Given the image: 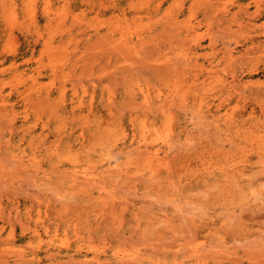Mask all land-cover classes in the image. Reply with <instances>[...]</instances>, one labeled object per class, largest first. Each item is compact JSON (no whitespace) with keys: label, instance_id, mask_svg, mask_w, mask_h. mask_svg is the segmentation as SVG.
Here are the masks:
<instances>
[{"label":"rangeland","instance_id":"rangeland-1","mask_svg":"<svg viewBox=\"0 0 264 264\" xmlns=\"http://www.w3.org/2000/svg\"><path fill=\"white\" fill-rule=\"evenodd\" d=\"M32 1L0 0V264H118L125 251L134 264H264V153L248 141L264 120V50L226 56L264 39V0ZM143 121L167 168L147 166ZM108 163L119 169L84 185ZM231 163L244 187L221 177Z\"/></svg>","mask_w":264,"mask_h":264},{"label":"bare ground","instance_id":"bare-ground-1","mask_svg":"<svg viewBox=\"0 0 264 264\" xmlns=\"http://www.w3.org/2000/svg\"><path fill=\"white\" fill-rule=\"evenodd\" d=\"M164 1V0H163ZM15 2V1H14ZM13 2V3H14ZM33 2H35V0H33L32 1V3ZM36 3V2H35ZM159 3H161V2H159ZM158 3V4H159ZM32 5H35V4H32ZM32 5H31V7H32ZM157 5V4H156ZM211 5V4H210ZM210 5H209V7H210ZM250 5V4H249ZM249 5H247L248 7H249ZM259 5V4H258ZM158 6V5H157ZM242 7H244L243 5H241ZM159 7V6H158ZM209 7H207V8H209ZM245 8V7H244ZM31 9L32 8H30V13H32L33 15H30V14H28L29 16H27L28 18H30V19H33L34 17H35V14L36 13H34V11L35 10H37V8L35 9V6H34V11L32 12L31 11ZM213 9V8H212ZM242 9V8H241ZM247 9V8H246ZM48 12H47V11ZM210 10H211V8H210ZM45 11L47 12V14L49 13V14H52L51 12L52 11H49V9H45ZM207 11V10H206ZM227 11H229V10H227ZM226 11V12H227ZM243 12H246L247 10H242ZM258 14H256V12H255V14L254 15H256V17H260L261 15H262V9H261V7H258ZM10 12V11H9ZM9 12H7L8 14H10ZM36 12V11H35ZM99 12V11H98ZM239 12H240V10H239ZM250 12V11H249ZM56 13V12H55ZM124 13H125V11H124ZM247 13H248V11H247ZM251 13V12H250ZM250 13H248V14H250ZM15 15H17V14H15ZM27 15V14H26ZM59 15H63V14H60L59 13ZM253 15V16H254ZM32 16H34L33 18H32ZM56 17H60V16H57V13H56V15H55ZM63 16H67L66 14H64ZM145 16H147V15H145ZM250 16V15H249ZM248 16V17H249ZM9 17V16H8ZM56 17H54V18H56ZM76 16L74 15L73 16V18H75ZM141 17L142 16H138V18L139 19H141ZM144 17V16H143ZM26 18V17H25ZM51 18H53V17H51ZM53 18V19H54ZM61 18V17H60ZM78 16L74 19V21H76V22H78ZM113 18H114V15H113ZM137 18V19H138ZM4 19H6V18H4ZM29 19V20H30ZM63 19H66L65 17H63L62 19H59L58 20V18H57V20H58V25H60L61 23H63ZM250 19V18H249ZM119 20H120V18H119ZM36 21V20H35ZM53 21V20H52ZM60 21H62L61 23H60ZM71 21H73V19L71 20ZM70 21V24L71 23H75L74 21L73 22H71ZM121 21V20H120ZM13 22H15V21H13ZM82 22V21H81ZM9 23V22H8ZM34 23V22H33ZM80 23V22H79ZM118 23V22H117ZM120 23V22H119ZM118 23V24H119ZM56 25H57V23H55ZM81 24V23H80ZM82 24H83V22H82ZM81 24V25H82ZM35 25V24H34ZM74 25V24H73ZM61 26V25H60ZM62 26H65L64 25V23L62 24ZM77 26H78V24H77ZM116 26H118V25H116ZM75 27V26H74ZM85 27L87 28L88 26L87 25H85ZM121 27V26H120ZM71 28H72V25H71ZM78 28V27H77ZM114 28V27H113ZM116 28H118V27H116ZM122 28V27H121ZM71 30V29H70ZM86 30H88V29H85V31ZM29 31V30H28ZM97 31H98V29H97ZM83 32V31H82ZM114 33V32H113ZM126 33H129V32H126ZM124 34V32L122 33V35ZM130 34V33H129ZM73 36V35H72ZM126 36H128L127 34H126ZM126 36H125V38H126ZM91 37V36H90ZM122 37V36H121ZM261 37V36H260ZM262 37H264V32L262 33ZM122 38H124V37H122ZM122 38H121V41H122ZM128 38V37H127ZM130 38H132V36H130ZM251 39V38H250ZM120 40V39H119ZM123 41H124V39H123ZM122 41V42H123ZM138 41V40H137ZM123 43H125L126 44V42L124 41ZM123 43H121V45H120V43L118 44L119 46H122V47H124V44ZM145 43V42H144ZM117 45V46H118ZM130 45V44H129ZM127 46L126 45V47H130V46ZM143 46H144V44H142ZM142 46V47H143ZM122 47H117V48H119V49H121ZM257 47H260V49L262 48V50H264V39L262 40V38H259L258 37V39H256L255 37L254 38H252L251 39V45L250 44H248L247 45V49H245V52H240L239 53V55H238V53H236V52H234L233 50H228L227 52H226V56H227V58L228 59H230L232 62H234V60H236V59H240V58H245V56H247V55H249V54H251L252 53V49H254V48H257ZM134 47L132 46L131 48H128V49H131L130 51H132V49H133ZM136 48V47H135ZM126 49V48H125ZM136 49H138V48H136ZM135 49V50H136ZM122 50V49H121ZM123 50H124V48H123ZM17 65H15V67H16ZM248 66H250V65H248ZM253 66V65H252ZM255 66V65H254ZM166 67H167V65H166ZM166 67H165V70H166ZM171 66H169V68H170ZM157 69V68H156ZM156 69L154 68L153 70H155L156 71ZM160 69V68H159ZM164 70V71H165ZM249 70H250V72H256L257 71V68L256 67H251L250 66V68H249ZM23 72V71H22ZM154 72V71H153ZM157 73H159V72H157ZM33 78H32V81H34V76H32ZM234 78V80L232 81V82H228L227 80H223V86L225 87V88H230L231 90L230 91H233L235 88H236V85L238 84V81H237V78L236 77H233ZM36 80H37V77H36ZM35 80V81H36ZM39 83V82H38ZM37 83V84H38ZM34 85V84H33ZM32 85V86H33ZM37 86V85H36ZM35 86H33V88H34ZM32 88V89H33ZM238 88V87H237ZM1 89H3V88H1ZM29 89H31V88H29ZM31 89V90H32ZM48 89V88H47ZM46 89V90H47ZM143 89V88H142ZM49 90V89H48ZM144 90V89H143ZM154 90V89H153ZM177 90V89H176ZM159 91V90H158ZM178 91V90H177ZM176 91V92H177ZM141 92V91H140ZM175 92V93H176ZM233 92H235V90L233 91ZM27 93H28V91H27ZM2 94H4V93H2ZM2 94H1V96H2ZM20 94V93H19ZM143 95H144V97H142V99H143V102H144V99H145V102L146 103H149V104H151V99H152V93L150 92V91H145V92H143L142 93ZM141 94V95H142ZM24 95V94H23ZM22 95V96H23ZM114 95V94H113ZM159 95V94H158ZM42 96V95H41ZM159 96H161V94L159 95ZM46 97V96H45ZM48 97V96H47ZM112 97V96H111ZM115 97V96H114ZM1 98V97H0ZM50 98V97H49ZM109 98V97H108ZM182 98V97H181ZM112 98H110V100H111ZM134 99V98H133ZM23 100H25V98H23ZM2 101H4V100H1V102ZM108 101V100H107ZM133 101V100H132ZM135 101L137 102V99H136V97H135V100H134V103H135ZM153 101V100H152ZM0 102V103H1ZM7 101L5 100L3 103L5 104ZM91 102H93V97H92V100H91ZM109 102V101H108ZM162 102H163V100H162ZM110 103H111V101H110ZM156 102H154V104H155ZM171 103V102H170ZM169 103V104H170ZM2 104V103H1ZM91 104V103H90ZM109 103H107V105H108ZM112 104H113V102H112ZM129 104H132V103H129ZM138 104H140V103H138ZM172 104V103H171ZM7 105V104H6ZM167 105H168V103H167ZM167 105H166V107H167ZM79 106V105H78ZM92 106V105H91ZM112 106H115V105H112ZM130 106V105H129ZM158 106V105H157ZM171 106H174V102H173V105H169V109L171 110V108H173V107H171ZM107 107V109H108V111H109V107L108 106H106ZM135 107H137V106H135ZM143 107H146V106H143ZM148 107H149V105H148ZM155 107V106H154ZM161 107V106H160ZM179 107V106H178ZM9 108V107H8ZM159 108V107H158ZM133 109H134V107H133ZM146 108H144V110H145ZM149 109H150V107H149ZM167 109V108H166ZM165 109V111H166V113H167V110ZM168 109V110H169ZM200 109V108H199ZM92 110V109H91ZM111 110V109H110ZM150 111V110H149ZM186 111V110H185ZM7 112V111H6ZM5 112V113H6ZM164 112V111H163ZM196 112H198V111H196ZM1 113V112H0ZM3 113V112H2ZM8 113V112H7ZM111 115H113L111 112H109ZM193 114H194V111H193ZM192 114V115H193ZM256 114V112L255 111H253V112H251V115H255ZM164 115H166V114H164ZM171 115V114H170ZM169 115V116H170ZM172 115H173V113H172ZM170 116V118H172V119H174V115L173 116ZM197 116V115H196ZM199 117V116H198ZM169 118V119H170ZM215 118H216V120H215V122H217V121H225V123L227 124V125H229V128H233V127H237V128H239L240 126H242V125H235V117H233V115L230 113V112H227L226 114H225V116H223V115H220V110H218L217 111V114L215 115ZM219 118H222V119H219ZM135 119V118H134ZM167 120H168V118H166ZM171 119V120H172ZM200 119V118H199ZM137 120V119H136ZM173 121V120H172ZM132 123V122H131ZM140 123V122H139ZM170 123V124H169ZM169 126L170 125H172V122H170V120H169ZM133 124V123H132ZM143 125H142V127H143V133H142V137L140 138L141 139V146L142 147H146V151L147 152H145V154H146V158L145 159H147V166L149 165V166H151V165H153V166H155V164L156 165H160L161 167L162 166H165L166 167V165H167V153L165 152V151H163V149L162 148H159L158 147V145L157 144H155V143H157L158 142V139H160V138H158L157 137V139L156 140H154L153 138L154 137H156V136H154V135H156L157 134V132L156 133H152V131L151 130H149L148 129V124L147 123H145L144 121H143V123H142ZM168 124H165V123H163V125H166V127H167V125ZM216 125H217V123H216ZM165 126H163V128H164ZM171 127V126H170ZM256 127L258 128V130L257 131H253V133H251V135H250V137H249V144H251L252 146H257L260 150V153H264V120H259L258 122H257V124H256ZM165 129V128H164ZM167 129V128H166ZM101 130V129H100ZM162 130V129H161ZM251 130V129H250ZM156 131V130H155ZM170 131V130H169ZM95 133H96V131H94ZM98 132V131H97ZM100 132V131H99ZM165 133H169V132H165ZM82 134H83V132H82ZM170 134V133H169ZM83 136V135H82ZM171 136V135H170ZM169 136V137H170ZM34 137V136H33ZM84 137V136H83ZM246 137H248V136H246ZM30 139H32V138H30ZM42 140V139H41ZM33 141V140H32ZM160 141H163V140H161L160 139ZM28 142H30V141H28ZM231 142H233V141H231ZM58 143V142H57ZM118 143V142H117ZM159 143V142H158ZM31 144V143H30ZM59 144V143H58ZM167 145H168V143H166ZM155 145V146H154ZM140 146V145H139ZM141 146H140V148H141ZM234 146V145H233ZM56 147H57V145H56ZM201 148V147H200ZM232 150V149H231ZM54 151V150H53ZM56 152V151H55ZM111 152V151H110ZM112 153V152H111ZM111 153H110V156H111ZM229 153H230V151H229ZM55 154V153H54ZM162 154H166L165 155V157H162ZM188 154V153H187ZM104 156V155H103ZM199 156V155H198ZM235 156L236 155H231V154H229V156L227 157V158H229V159H232V160H234V159H236L235 158ZM104 158V160H105V156L103 157ZM109 158V157H108ZM107 158V160H109V159H111V158H109L108 159ZM191 158V157H190ZM200 160H201V162H202V166H204V167H206V170H208L209 171V175L211 174V175H217L216 174V168H215V166H214V163H212V161L211 160H209L207 157H203V156H199L198 157ZM238 159V158H237ZM51 160V159H50ZM107 160H105V161H107ZM32 161H33V159H32ZM40 160H38L37 162H39ZM146 161V160H145ZM37 162H36V165H37ZM109 162H110V160H109ZM126 163V162H125ZM144 163V162H143ZM264 162H262V164H263ZM41 164V163H40ZM39 163H38V165H40ZM100 164V163H99ZM128 164H129V162H128ZM144 164H146V163H144ZM239 164V163H238ZM243 164V163H242ZM96 166H97V164H95ZM108 165H109V163L108 164H102V166L101 167H97V169L94 171H90V169H88V170H85L82 174H83V176H84V180H86V181H84L83 180V183L84 182H87V185L91 182V183H95V185L97 184V186H99L98 184H100V180H99V183L97 182H95L97 179H98V177H100L101 175H105V174H108V173H113L114 171H116V170H118L119 169V167H116V169H114V168H111L110 166L108 167ZM35 166V165H34ZM78 166V165H77ZM92 166L93 165H91V166H89L90 168H92ZM126 166V165H125ZM128 166V165H127ZM153 166H151L150 168L152 169V167ZM159 166V167H160ZM264 166V165H263ZM156 167V166H155ZM154 167V168H155ZM243 167V166H242ZM40 168H41V165H40ZM100 168L102 169V170H100ZM149 168V169H150ZM164 168V167H163ZM163 168H161V169H163ZM167 168V167H166ZM42 169V168H41ZM87 169V168H86ZM93 169H94V166H93ZM260 168H258V170H259ZM75 170V169H74ZM156 170V172H157V169H155ZM170 170V169H169ZM263 170V168H261L259 171H262ZM40 171V170H39ZM73 171V170H72ZM77 171V170H76ZM122 171V170H121ZM120 171V172H121ZM137 171H139V169L137 170ZM186 171V170H185ZM257 171V170H256ZM255 171V172H256ZM74 172V171H73ZM78 172V171H77ZM124 172H125V170H124ZM123 172V173H124ZM148 172V171H147ZM258 172V171H257ZM40 173V172H39ZM79 173H81V172H79ZM128 173L129 172H127L126 173V175H128ZM136 173V172H135ZM139 173H140V171H139ZM138 173V174H139ZM220 173H221V177H223L225 180L224 181H227V182H232L233 180H234V182L236 183V185L238 186V185H240L241 187H244L243 186V184H244V182H245V178L247 177L246 175V173H245V171L244 172H238L237 171V167H234V164L233 163H231V166L227 169V168H225V167H220ZM68 176L70 175V174H68V173H66ZM65 174V175H66ZM119 175H118V178H119V176L121 175V173H118ZM148 174H149V172H148ZM147 174V175H148ZM181 174V173H180ZM183 175V174H182ZM188 175V174H187ZM194 175V174H193ZM192 175V176H193ZM219 175V174H218ZM70 176H73V175H70ZM106 176V175H105ZM109 176H110V174H109ZM112 176V175H111ZM114 176V175H113ZM112 176V177H113ZM115 176H117V174L115 175ZM129 176V175H128ZM61 177H63V176H61ZM65 177V176H64ZM81 177V176H80ZM120 177H122V176H120ZM124 177H126V176H124ZM152 177V176H151ZM150 177V178H151ZM153 177H154V175H153ZM180 177V176H179ZM189 177V176H188ZM68 178V177H67ZM67 178H64L65 179V181H67ZM76 178V177H75ZM102 178V177H101ZM114 178V177H113ZM190 178V177H189ZM249 178V177H248ZM251 178V177H250ZM110 179V178H109ZM152 179V178H151ZM181 179V178H180ZM69 180V179H68ZM112 180V179H111ZM250 181H248L249 182V184H252V183H250L251 182V179H249ZM70 181V180H69ZM71 181H72V178H71ZM102 181H104V179L102 178ZM101 181V182H102ZM64 182V181H63ZM76 182V181H75ZM89 182V183H88ZM106 182V181H105ZM104 182V183H105ZM82 183V184H83ZM104 183H101L102 185L104 184ZM218 183V182H217ZM234 183V184H235ZM258 183H260V181H258ZM76 184V183H75ZM261 184V183H260ZM81 185V184H80ZM84 185H85V183H84ZM86 185V186H87ZM94 185V184H93ZM93 185H90V186H93ZM101 186V185H100ZM214 186H215V184H214ZM250 186H252V185H250ZM250 186H248V187H250ZM256 186V185H255ZM261 186H263V185H261ZM103 187V189L104 188H106L105 187V184L102 186ZM216 188H218L217 187V184H216V186H215ZM240 187V188H241ZM253 188H254V186H252ZM236 188V187H235ZM256 188V187H255ZM254 188V189H255ZM74 189V188H73ZM103 189L102 188H100V190H102L103 191ZM258 190L259 189H261V188H257ZM256 189V190H257ZM105 190V189H104ZM205 190V189H204ZM204 190H202V191H204ZM217 190H219V189H217ZM249 190V189H248ZM107 191V190H106ZM229 191V190H228ZM263 191H264V189H263ZM69 192V191H68ZM76 191H73V193L72 194H74ZM79 192H80V190H79ZM100 192V191H99ZM194 192V191H193ZM240 192V191H239ZM252 192H254L253 190H251V192L250 193H252ZM206 193H208V192H206ZM220 193V192H219ZM249 193V192H248ZM249 193V194H250ZM255 193H257V192H254V193H252V196L254 197V195H255V197L254 198H257L256 197V195L257 194H255ZM92 194V193H91ZM100 194V193H99ZM107 194V193H106ZM192 194V193H191ZM208 194H210V193H208ZM231 194V193H230ZM259 194V193H258ZM260 194H261V192H260ZM264 194V193H263ZM251 195V194H250ZM88 196V195H87ZM89 196H90V194H89ZM104 196V195H103ZM109 196V195H108ZM216 196H218L217 194H216ZM248 196V195H247ZM99 197H101L100 195L98 196V200H99ZM191 197V196H190ZM235 197V196H234ZM239 197V196H238ZM104 198H105V196H104ZM108 199L110 198V196L109 197H107ZM231 199V198H230ZM249 199V198H248ZM247 199V200H248ZM103 200V199H102ZM111 200H113V199H111ZM105 201V200H104ZM108 201V200H107ZM110 202H114V201H109V203ZM245 202V201H244ZM248 202V201H247ZM250 203V202H249ZM249 203H245V204H248V205H250L251 203H252V201H251V203L249 204ZM106 204V203H105ZM241 204H242V202H241ZM240 204V205H241ZM243 206V205H242ZM241 208V207H240ZM239 208V209H240ZM237 209V208H236ZM241 209H243V208H241ZM230 211V210H229ZM227 212H228V210H227ZM232 212H233V209H232ZM230 213V212H229ZM231 214V213H230ZM152 218V217H151ZM227 218V217H226ZM226 218H224V219H226ZM226 221V220H225ZM229 221V220H228ZM230 222V221H229ZM211 223L214 225L215 224V221H214V219H211V222H210V224H209V226L211 225ZM225 227V226H224ZM47 229V228H46ZM37 231H38V229H37ZM36 230H35V232H37ZM203 241V240H202ZM202 241H199V242H202ZM204 242H205V240H204ZM203 242V243H204ZM194 243V242H193ZM197 243V242H196ZM203 243H199L201 246L203 245ZM198 244V243H197ZM198 244V245H199ZM195 246V245H194ZM200 246V247H201ZM179 247H181V246H179ZM192 247V246H191ZM190 247V249H191V252H192V250H193V248H191ZM199 247V248H200ZM205 247V245H203L202 246V249ZM216 247V246H215ZM184 248H185V245H184ZM198 248V247H197ZM197 248H195L196 250H197ZM181 250V249H180ZM201 250V249H200ZM204 250V249H203ZM203 250H201V251H199V253H203V254H205V252L203 251ZM212 250V249H211ZM210 250V251H211ZM196 251L194 250L192 253H194V254H199V253H195ZM130 253V252H129ZM213 253H214V249H213ZM215 253H217L216 251H215ZM116 255H117V260H118V262H120L121 264L123 263V264H125V263H129V261L131 260V258H132V255H130V254H128V252H116L115 253ZM135 254V253H134ZM177 254V253H176ZM202 254V255H203ZM227 254V253H226ZM201 255V256H202ZM197 256H199V258H200V255H197ZM135 257H136V255H135ZM139 258V256L137 257V258H135V259H138ZM133 260V259H132ZM180 260V259H179ZM101 261V260H100ZM29 262V261H28ZM174 263H175V261H173ZM182 261H180V263H181ZM87 263V262H86ZM120 263H118V264H120ZM134 264L132 261L129 263V264ZM165 263V262H164ZM176 263H178V262H176Z\"/></svg>","mask_w":264,"mask_h":264}]
</instances>
